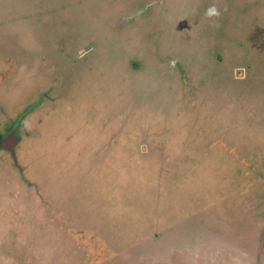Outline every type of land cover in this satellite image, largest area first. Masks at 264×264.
Returning a JSON list of instances; mask_svg holds the SVG:
<instances>
[{
    "label": "rangeland",
    "instance_id": "rangeland-1",
    "mask_svg": "<svg viewBox=\"0 0 264 264\" xmlns=\"http://www.w3.org/2000/svg\"><path fill=\"white\" fill-rule=\"evenodd\" d=\"M17 120L0 264H264V0H0Z\"/></svg>",
    "mask_w": 264,
    "mask_h": 264
},
{
    "label": "water",
    "instance_id": "water-1",
    "mask_svg": "<svg viewBox=\"0 0 264 264\" xmlns=\"http://www.w3.org/2000/svg\"><path fill=\"white\" fill-rule=\"evenodd\" d=\"M22 117V115L20 116ZM19 125V120L15 122L12 129L2 138H0V147H4L14 156V146L18 142V137L15 135L16 127ZM16 161V157H15Z\"/></svg>",
    "mask_w": 264,
    "mask_h": 264
},
{
    "label": "clouds",
    "instance_id": "clouds-1",
    "mask_svg": "<svg viewBox=\"0 0 264 264\" xmlns=\"http://www.w3.org/2000/svg\"><path fill=\"white\" fill-rule=\"evenodd\" d=\"M222 12L221 9H219L216 5V3H212L209 7L205 9L204 15L208 18H219L221 16ZM213 24L215 26H218V20H214Z\"/></svg>",
    "mask_w": 264,
    "mask_h": 264
}]
</instances>
